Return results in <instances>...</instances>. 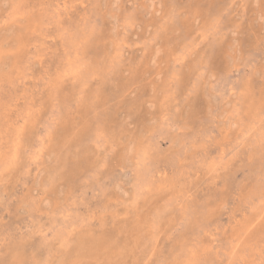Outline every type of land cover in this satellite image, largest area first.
<instances>
[{"label": "rangeland", "instance_id": "374dc122", "mask_svg": "<svg viewBox=\"0 0 264 264\" xmlns=\"http://www.w3.org/2000/svg\"><path fill=\"white\" fill-rule=\"evenodd\" d=\"M0 264H264V0H0Z\"/></svg>", "mask_w": 264, "mask_h": 264}]
</instances>
